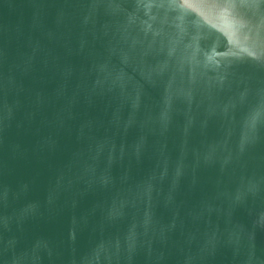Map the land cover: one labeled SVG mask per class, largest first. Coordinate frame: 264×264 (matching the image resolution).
Segmentation results:
<instances>
[{"label":"water","instance_id":"1","mask_svg":"<svg viewBox=\"0 0 264 264\" xmlns=\"http://www.w3.org/2000/svg\"><path fill=\"white\" fill-rule=\"evenodd\" d=\"M0 264H264V0H0Z\"/></svg>","mask_w":264,"mask_h":264}]
</instances>
